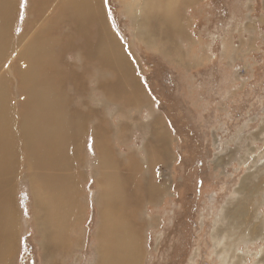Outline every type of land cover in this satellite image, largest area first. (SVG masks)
<instances>
[{
	"label": "rangeland",
	"instance_id": "obj_1",
	"mask_svg": "<svg viewBox=\"0 0 264 264\" xmlns=\"http://www.w3.org/2000/svg\"><path fill=\"white\" fill-rule=\"evenodd\" d=\"M138 1L108 0L105 4L98 0L106 26L148 99L149 109L139 116L145 121L150 120L149 115L158 116L167 134V163L154 167L161 173L165 188L158 201L144 209V219L150 222L143 236L142 264H264V0H193L183 6L181 22L187 40L175 42L171 59L162 54L160 45L143 44L138 37L132 15L125 10L127 2L134 6ZM32 2L26 0L21 8L22 0H13V44L5 61H15L20 68L24 61L18 56L27 52L25 44L40 22L50 16L53 7H63L53 2L30 28ZM64 59L74 67L95 64L77 59L73 51ZM10 69L6 65L0 68V74L12 82V87L1 86L3 74L0 76V110L4 108L0 111V150L2 122L16 120L17 111L12 113L16 107L12 106L25 97L17 90L18 79L12 77ZM93 76L95 73H89L87 89L80 93L79 101L73 99V104L82 111L100 108L108 121L116 122L114 105L100 104L101 94L90 80ZM84 99L87 103L80 105ZM6 100L12 103L11 109ZM139 132L132 128L122 142L113 143L114 149L123 155L136 152L142 156ZM12 156L10 161L15 165L17 155ZM80 157L75 165L82 175L76 242L65 248L62 256H52L48 261L35 223L29 175L21 174L12 192L17 216L12 225L14 251L4 258L5 264L94 263L97 153L88 123L80 141ZM3 158L0 151L1 162ZM236 205L244 207L247 227H258L256 238L216 235L227 225L226 211Z\"/></svg>",
	"mask_w": 264,
	"mask_h": 264
},
{
	"label": "bare ground",
	"instance_id": "obj_2",
	"mask_svg": "<svg viewBox=\"0 0 264 264\" xmlns=\"http://www.w3.org/2000/svg\"><path fill=\"white\" fill-rule=\"evenodd\" d=\"M32 1L30 28L48 7L52 8L53 2L63 7H53L55 10L51 9L50 16L40 22L31 41L25 44L27 52L18 56L24 61V67L20 68L15 61L10 64L5 61L13 44L10 33L14 3L0 0V68L10 66L12 77L18 79L16 88L25 96L19 105L12 106L16 107L12 111H17L16 120H9L7 124L1 120L4 140L0 151L5 158L0 161V264H5L4 258L14 251L12 225L16 215L12 192L21 174L29 175L35 223L48 261L51 262L52 256H62L65 248L76 242L82 211L79 203L82 175L75 165L81 159L80 141L87 123L92 126L97 153L93 264H142L143 236L150 222L144 219V209L154 205L165 188L161 173L154 167L166 165L169 157L166 130L158 116L149 115V121L139 116L149 109L148 99L134 80L117 39L106 26L98 0ZM191 1L139 0L134 6L127 2L125 10L132 15L135 31L143 44L160 45L162 54L171 59L175 42L187 40L181 8ZM72 51L77 59L95 64L74 67L64 59ZM91 72L95 76L90 80L101 94L100 104L114 105L116 122L108 121L100 108L82 111L81 106H74L73 99L79 101L83 96L80 93L87 89L85 82ZM2 79L1 86L12 87L11 78L7 80L3 74ZM6 101L11 109L12 103ZM83 101L79 104L87 103L86 99ZM132 128L139 130L143 137L142 156L136 152L123 155L114 149L113 143L122 142ZM13 153L18 159L15 165L11 162ZM9 157L10 162L6 160ZM245 216L244 207L236 205L232 211L227 210L224 217L227 225L219 228L216 235L229 233L239 239L256 238L258 227L248 228ZM230 264L233 263L230 261Z\"/></svg>",
	"mask_w": 264,
	"mask_h": 264
},
{
	"label": "snow or ice",
	"instance_id": "obj_3",
	"mask_svg": "<svg viewBox=\"0 0 264 264\" xmlns=\"http://www.w3.org/2000/svg\"><path fill=\"white\" fill-rule=\"evenodd\" d=\"M24 3H26V0H22V3L20 5L21 8L24 7ZM104 3L107 4L108 3V0H104Z\"/></svg>",
	"mask_w": 264,
	"mask_h": 264
}]
</instances>
